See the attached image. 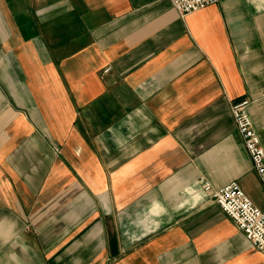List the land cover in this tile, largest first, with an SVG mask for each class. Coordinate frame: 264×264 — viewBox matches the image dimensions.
Listing matches in <instances>:
<instances>
[{"label":"crops","instance_id":"crops-1","mask_svg":"<svg viewBox=\"0 0 264 264\" xmlns=\"http://www.w3.org/2000/svg\"><path fill=\"white\" fill-rule=\"evenodd\" d=\"M243 99L264 147V0H0V264L236 261Z\"/></svg>","mask_w":264,"mask_h":264},{"label":"built area","instance_id":"built-area-1","mask_svg":"<svg viewBox=\"0 0 264 264\" xmlns=\"http://www.w3.org/2000/svg\"><path fill=\"white\" fill-rule=\"evenodd\" d=\"M179 14L189 13L219 4L220 0H171ZM251 101L243 99L231 107L232 115L243 138L260 180L264 186V147L258 135L249 108ZM210 194L226 214L243 231L249 243L264 254V210L256 206L237 181H232L218 190L204 183Z\"/></svg>","mask_w":264,"mask_h":264},{"label":"rangeland","instance_id":"rangeland-1","mask_svg":"<svg viewBox=\"0 0 264 264\" xmlns=\"http://www.w3.org/2000/svg\"><path fill=\"white\" fill-rule=\"evenodd\" d=\"M258 197V206L264 210V194ZM240 256L236 261L229 264H264V257L260 258L258 249L254 248L251 244H243L240 249ZM263 261V262H262Z\"/></svg>","mask_w":264,"mask_h":264}]
</instances>
